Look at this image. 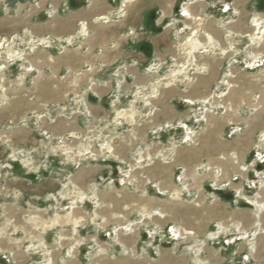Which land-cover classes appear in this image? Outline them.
I'll return each instance as SVG.
<instances>
[{
  "label": "crops",
  "instance_id": "obj_1",
  "mask_svg": "<svg viewBox=\"0 0 264 264\" xmlns=\"http://www.w3.org/2000/svg\"><path fill=\"white\" fill-rule=\"evenodd\" d=\"M184 1L201 26L183 17ZM36 3L0 2V38L27 51L0 61V121L69 110L37 130L63 139V151L54 140L43 149L31 128L9 137L38 162L58 147L82 164L53 159L33 181L5 179L0 264H264V68L249 64L264 57V0ZM191 54V82H171ZM228 65L238 87L220 102ZM212 99L227 112L205 113ZM68 171L79 208L56 204ZM72 236L81 245L70 257Z\"/></svg>",
  "mask_w": 264,
  "mask_h": 264
},
{
  "label": "rangeland",
  "instance_id": "obj_2",
  "mask_svg": "<svg viewBox=\"0 0 264 264\" xmlns=\"http://www.w3.org/2000/svg\"><path fill=\"white\" fill-rule=\"evenodd\" d=\"M5 2L6 0H0V2ZM26 2L31 3L32 5H37L36 1L37 0H23ZM203 17V16H202ZM204 23V20L202 21V24ZM38 44V43H37ZM37 44H35V46H37ZM19 51H22V58H24V54L26 51V48L22 47L18 40H16L15 38H10V39H3L0 38V61L6 59L5 61L8 62V64L10 63V65L15 64L16 62H18V58L16 57L18 55H20ZM29 51V50H28ZM27 52V51H26ZM237 55V54H236ZM8 59V60H7ZM236 61V58L233 60V62ZM232 66L228 67L226 66L225 70H224V76L223 78L219 81V83L222 85V83H224L226 80V75L231 74L233 78H231L229 80L230 84L233 86L231 90H235L238 86L237 83L235 82V74L232 72ZM264 68L263 67H259V68H255L254 70H258ZM192 80V78H188L187 80V84L190 83ZM222 87V86H221ZM222 90H224L222 88ZM229 91V93H230ZM255 101L258 100L257 97H255L254 99ZM228 105L230 104L228 101L227 102H223L222 105ZM64 108H61L60 110H63ZM57 111V108L54 106H45L44 107V112L42 114H28L27 116H24L20 119H16V120H7L4 122L0 121V198H2L3 196V192L4 190V181L7 178H17V177H26L27 179H31V181H33L32 178H34V175H38L41 172H45L46 170H49L51 168V165H53L51 163V160H57V162H59L60 166L65 167L66 165L69 167H74L69 160H67V157L65 155L62 154H58V147L57 149L54 151L57 154H51L48 155L47 157H43V161H36L34 159V155L36 154V152L34 150H24V148L22 147H18L16 146L11 138L9 137V133L12 132L11 130H15L18 128H31L33 129L34 132H37L38 129H42L41 128V122L42 120H46L47 122H52L54 121L57 117H67L70 115V111L69 110H65V111ZM113 118V116H112ZM39 134V138L42 141V148L43 149H49L52 148V141L54 140V137L51 134H48L46 131H41L40 133L37 132ZM43 133H46L47 135H44ZM115 143L116 141H112L110 143V145L112 146V148H115ZM51 146V147H50ZM64 148H61V150L63 151ZM110 146L108 145V151H110ZM114 154V149L111 152V154ZM107 155H111L110 153H106ZM83 156V155H82ZM77 159V158H75ZM70 162V163H69ZM82 163H80L81 165ZM79 165V166H80ZM77 168V167H74ZM70 176L71 174L68 172H63V175L61 177V181H60V187L58 189V191L56 192V196L55 199L57 198V202L56 204H58L59 206H61L63 209H69L71 206H75L77 208H79L81 205L80 202L83 201V196L80 194V190H78L76 188V186H74V184L71 182L70 180ZM66 184V187L62 190V192H65L63 195H61L60 189H62V185ZM54 198L52 200H55ZM210 201H213L214 198L210 197L209 198ZM72 238H77L76 236H72ZM73 242V241H72ZM93 243V242H91ZM59 244V243H58ZM81 245V241L80 239H76L75 242L72 243L70 247L71 252L69 253V256H72L76 253L77 249L80 247ZM61 245H58V249ZM29 251L33 252L35 251V249L33 247H29L28 248ZM47 251V250H46ZM46 251H42L43 255H47ZM38 253V250H37ZM41 256V255H40ZM197 258V257H195ZM194 258V260H195ZM48 259L43 260V264H51L48 263L49 260Z\"/></svg>",
  "mask_w": 264,
  "mask_h": 264
},
{
  "label": "built area",
  "instance_id": "obj_3",
  "mask_svg": "<svg viewBox=\"0 0 264 264\" xmlns=\"http://www.w3.org/2000/svg\"><path fill=\"white\" fill-rule=\"evenodd\" d=\"M186 5L187 4V2H182L181 3V6L182 5ZM181 9V8H180ZM183 13H185V12H183ZM184 18H187V19H189L192 23H193V25L192 26H197V27H199V26H201V24H202V21L204 20V17H202V16H194V17H190V14H187V13H185V15L183 16ZM191 26V27H192ZM192 28H190L189 30H191ZM198 30H199V28H195V29H193L192 30V33H194V35L198 32ZM48 45V44H47ZM8 60V59H7ZM264 66V61L261 63V67H263ZM175 69H177V70H184L185 68H183V66H179V67H177V68H175ZM87 70H89V68H87ZM182 81H184V79L182 78L181 79ZM185 80H188V79H185ZM227 91L224 93V95H222V96H217V98H218V100H220V102H222L223 100H224V98L223 97H225V96H227ZM139 94V93H138ZM216 98V99H217ZM214 99H212L211 101H209V103H208V108H213L214 109V113L215 114H225L226 112H227V110H228V106H229V104L228 105H222L221 103L220 104H214ZM60 111H65V108L63 109V110H60ZM123 111H118V112H115L114 114H113V119L114 120H116V123L117 124H120L121 123V118H122V116H121V114H124V113H122ZM205 112H208V113H213L210 109H207ZM189 132L188 131H186V142L188 143V144H191L192 142H193V138H194V134H190V136L188 137L187 136V134H188ZM44 135H47L46 133H43ZM48 136V135H47ZM53 142V141H52ZM54 143H56V145L57 146H59V148H63V139H58V140H54ZM82 157H84V158H86V159H91V157L86 153V152H84V155L82 156ZM262 161H264V160H262ZM76 164H72L74 167H79V165H80V163L81 162H79V161H77V162H75ZM66 187V184H64V185H62V189L60 190V192H61V195H63L65 192H62V190L64 189ZM237 195H239V193L237 194ZM174 237H176V238H183V236H181V234L179 233V235H176V236H174ZM37 253V252H36ZM49 254H47V256H48ZM48 260H49V262L48 263H51V259L50 258H48ZM47 260V261H48Z\"/></svg>",
  "mask_w": 264,
  "mask_h": 264
},
{
  "label": "bare ground",
  "instance_id": "obj_4",
  "mask_svg": "<svg viewBox=\"0 0 264 264\" xmlns=\"http://www.w3.org/2000/svg\"><path fill=\"white\" fill-rule=\"evenodd\" d=\"M181 10L183 11V12H185V13H187V14H190L189 12H188V10H187V5H182L181 6ZM190 17H194L192 14H190ZM188 25V24H187ZM187 25H183V27H182V29H180V32L182 33V32H184L183 31V29L184 30H186V29H188V26ZM198 34L196 33L195 35H194V33H190V37H189V39H188V42L190 43V42H192L193 41V43L196 41V39H193L192 37H196ZM257 39V38H256ZM259 39V38H258ZM191 44V43H190ZM193 45V44H192ZM194 46V45H193ZM194 48V47H193ZM16 57H21V59L22 60H24L23 58H22V55H18V56H16ZM18 58V59H19ZM253 62L252 63H249L250 65V68H252V67H254V69L255 68H259V67H261V63L264 61V57H262V56H259V57H255L253 60H252ZM183 68H185L184 70H177V69H175V68H173V69H171V73H170V81L171 82H173V81H175V80H177V79H179L178 77L180 76V75H182L181 77L183 78V79H188V78H190V77H186V74H189V72L192 70V71H195V70H198V66L193 62V56H192V54H191V56H190V63H189V66L188 65H185V66H183ZM250 70H252V69H250ZM226 75V81L224 82V83H222V88L224 89V90H221L220 92H218L217 94L218 95H220V96H222V95H224V93L227 91L228 93H227V95L229 94V91H230V89L233 87L231 84H230V82H229V80L231 79V78H233V77H231L232 75L231 74H229V75H227V74H225ZM181 78V79H182ZM226 97V96H225ZM225 97H223V98H225ZM208 103V102H207ZM208 105V104H207ZM207 109H210L213 113H214V109L213 108H208V106H205V109H204V111H206ZM206 113V112H205ZM186 129H188V128H186ZM190 130H188V132H189ZM190 132L187 134V136L189 137L190 136ZM264 143V138L263 137H261L260 138V144L262 145ZM107 145H108V143H106ZM102 150H105V149H102ZM107 151H108V149H106ZM86 153L91 157V160H93V155L89 152V151H86ZM74 164V163H73ZM205 168H207L208 166L206 165V166H204ZM239 193V191L237 192V194ZM236 194V195H237ZM176 235H179V232L178 231H176Z\"/></svg>",
  "mask_w": 264,
  "mask_h": 264
}]
</instances>
